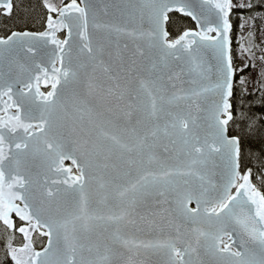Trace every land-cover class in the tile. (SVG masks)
<instances>
[{
    "label": "snow or ice",
    "instance_id": "obj_1",
    "mask_svg": "<svg viewBox=\"0 0 264 264\" xmlns=\"http://www.w3.org/2000/svg\"><path fill=\"white\" fill-rule=\"evenodd\" d=\"M0 264H264V0H0Z\"/></svg>",
    "mask_w": 264,
    "mask_h": 264
},
{
    "label": "trees",
    "instance_id": "obj_2",
    "mask_svg": "<svg viewBox=\"0 0 264 264\" xmlns=\"http://www.w3.org/2000/svg\"><path fill=\"white\" fill-rule=\"evenodd\" d=\"M186 23H188V22H186Z\"/></svg>",
    "mask_w": 264,
    "mask_h": 264
}]
</instances>
